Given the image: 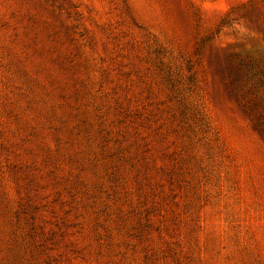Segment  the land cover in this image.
<instances>
[{"label": "rangeland", "instance_id": "rangeland-1", "mask_svg": "<svg viewBox=\"0 0 264 264\" xmlns=\"http://www.w3.org/2000/svg\"><path fill=\"white\" fill-rule=\"evenodd\" d=\"M0 264H264V0H0Z\"/></svg>", "mask_w": 264, "mask_h": 264}]
</instances>
